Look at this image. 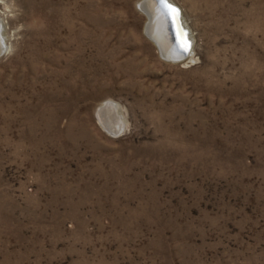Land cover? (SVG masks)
<instances>
[{
	"label": "rangeland",
	"instance_id": "1",
	"mask_svg": "<svg viewBox=\"0 0 264 264\" xmlns=\"http://www.w3.org/2000/svg\"><path fill=\"white\" fill-rule=\"evenodd\" d=\"M140 1L0 2V264H264V0Z\"/></svg>",
	"mask_w": 264,
	"mask_h": 264
},
{
	"label": "water",
	"instance_id": "2",
	"mask_svg": "<svg viewBox=\"0 0 264 264\" xmlns=\"http://www.w3.org/2000/svg\"><path fill=\"white\" fill-rule=\"evenodd\" d=\"M148 3H152L154 5L156 12L159 14V18L161 17L162 21L164 22L166 34L169 37H171L173 41V46L176 51H175V56L171 57L170 59L169 58L165 59V57L161 54V50H160V47L158 46V43L153 38L152 34L150 33L147 27L149 13L146 12L147 7H144V6L145 4L147 5ZM169 3L176 9L178 13V19L175 22L167 14V12L162 8V6L159 5L158 0H141L138 3L139 10L144 14L146 18V23H145V28H144L145 34L152 42H154L160 56L166 61L171 62V63H192V62H189V56H191L192 54V47H193V40H192L190 29L184 23L182 11L180 7L172 0H169ZM181 31L184 34L183 37H181ZM181 38L186 39L187 41V47H188L187 51H184L183 48H181L178 43V40ZM5 52H6V45H5V38H4V30H3V25L0 23V57L4 55ZM108 108H116V104L112 102H107V107L106 105H102L101 107L98 108L97 115L107 116ZM120 135H122V132L119 129L115 133H113L112 136H120Z\"/></svg>",
	"mask_w": 264,
	"mask_h": 264
},
{
	"label": "bare ground",
	"instance_id": "3",
	"mask_svg": "<svg viewBox=\"0 0 264 264\" xmlns=\"http://www.w3.org/2000/svg\"><path fill=\"white\" fill-rule=\"evenodd\" d=\"M144 7H147L146 12L149 13L147 27L153 38L158 43L161 54L165 57V59H170L171 57L175 56L176 50L174 49L171 37L166 34L164 22L162 21L161 17L159 18V14L156 12L152 3H148L147 5L145 4ZM192 60V56H189V62H192ZM103 105H106L107 107V102ZM107 114V116H99V124L101 127L110 135H113V133L119 129L123 133L125 130V121L118 112L117 106L116 108H108Z\"/></svg>",
	"mask_w": 264,
	"mask_h": 264
},
{
	"label": "snow or ice",
	"instance_id": "4",
	"mask_svg": "<svg viewBox=\"0 0 264 264\" xmlns=\"http://www.w3.org/2000/svg\"><path fill=\"white\" fill-rule=\"evenodd\" d=\"M0 2H2V0H0ZM158 3L167 12V14L173 19L174 22L178 19V13L176 9L169 3V0H158ZM183 35L184 34L181 31V37H183ZM178 43L180 47L183 48L184 51L188 50L186 39L181 38L178 40Z\"/></svg>",
	"mask_w": 264,
	"mask_h": 264
}]
</instances>
